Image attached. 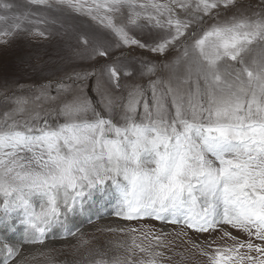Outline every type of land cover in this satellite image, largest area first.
Segmentation results:
<instances>
[{"label":"snow or ice","instance_id":"6c2138e0","mask_svg":"<svg viewBox=\"0 0 264 264\" xmlns=\"http://www.w3.org/2000/svg\"><path fill=\"white\" fill-rule=\"evenodd\" d=\"M72 16L103 36L81 34L69 63L100 70L0 92V264H55L23 244L101 202L177 230L108 228L127 239H83L76 264H264V0H0V45Z\"/></svg>","mask_w":264,"mask_h":264},{"label":"rangeland","instance_id":"374dc122","mask_svg":"<svg viewBox=\"0 0 264 264\" xmlns=\"http://www.w3.org/2000/svg\"><path fill=\"white\" fill-rule=\"evenodd\" d=\"M20 2L23 3L24 0H20ZM62 23L64 24L63 27H61V23L46 26L50 29L47 39L26 36L13 40L7 46L0 45V92L5 91V85L8 86V91L27 89L43 82L45 78H52L61 75L63 71H70L72 66L77 67V70L91 69L92 67L100 70L105 63L103 59L70 64L69 57L72 51L80 46L78 38L81 34H95L102 37V31L83 17L63 18ZM137 35L146 38L142 34L138 33ZM125 55L153 60L162 66L169 63L177 53L173 50L166 57H162L136 49L130 54L126 51ZM168 72L167 68H160V74L167 76ZM114 209V202L93 204L84 214L75 217L67 225V229L76 233L75 236L70 235L65 228L58 229L49 234L43 245L23 244L22 255L30 257L40 251H45L53 258L55 264H76L77 261H83L86 254V249L77 251L78 243L83 239L91 241L89 248L111 247L116 242L127 239L119 232L106 231L108 228H140L141 225H149L157 232L173 233L177 230L174 226L162 224L156 220L124 221L114 214ZM9 235L13 242L19 243L23 240L25 233L22 227H18L17 231ZM190 235L197 242L211 239L207 235L197 236L192 233ZM169 239L174 240L178 245L181 244V241L174 236H169ZM184 247L187 245H182L175 250L182 251ZM199 259L198 256L194 257V260ZM30 264H46V261L40 257L34 262L30 261Z\"/></svg>","mask_w":264,"mask_h":264},{"label":"bare ground","instance_id":"6f19581e","mask_svg":"<svg viewBox=\"0 0 264 264\" xmlns=\"http://www.w3.org/2000/svg\"><path fill=\"white\" fill-rule=\"evenodd\" d=\"M25 251H26V249H25Z\"/></svg>","mask_w":264,"mask_h":264}]
</instances>
